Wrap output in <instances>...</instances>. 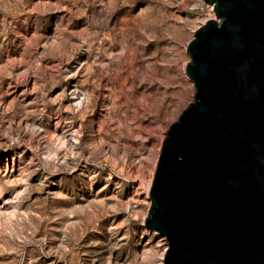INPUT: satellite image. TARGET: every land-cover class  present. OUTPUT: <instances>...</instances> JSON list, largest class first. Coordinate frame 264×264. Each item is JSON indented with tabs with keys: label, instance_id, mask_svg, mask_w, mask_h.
Here are the masks:
<instances>
[{
	"label": "rangeland",
	"instance_id": "rangeland-1",
	"mask_svg": "<svg viewBox=\"0 0 264 264\" xmlns=\"http://www.w3.org/2000/svg\"><path fill=\"white\" fill-rule=\"evenodd\" d=\"M211 18L204 0H0V264H163L147 181Z\"/></svg>",
	"mask_w": 264,
	"mask_h": 264
},
{
	"label": "water",
	"instance_id": "water-1",
	"mask_svg": "<svg viewBox=\"0 0 264 264\" xmlns=\"http://www.w3.org/2000/svg\"><path fill=\"white\" fill-rule=\"evenodd\" d=\"M193 101L161 142L144 225L163 264H264V0H204Z\"/></svg>",
	"mask_w": 264,
	"mask_h": 264
},
{
	"label": "bare ground",
	"instance_id": "bare-ground-1",
	"mask_svg": "<svg viewBox=\"0 0 264 264\" xmlns=\"http://www.w3.org/2000/svg\"><path fill=\"white\" fill-rule=\"evenodd\" d=\"M216 16V15H215ZM216 18L217 19H213V20H215L216 22H219V18L216 16ZM212 19V18H211ZM203 24H205V23H203ZM194 99V98H193ZM193 101V100H192ZM191 101V102H192ZM154 176V175H153ZM153 180V179H152ZM151 183H152V181L151 180H149V181H147V185H148V187H149V190H150V187H151ZM148 194H149V192H148ZM150 198V197H149ZM151 200V199H150ZM154 231V230H153ZM157 232V231H156ZM163 236V235H162ZM164 238H165V236H164ZM166 239V238H165ZM162 263H163V261H162Z\"/></svg>",
	"mask_w": 264,
	"mask_h": 264
}]
</instances>
